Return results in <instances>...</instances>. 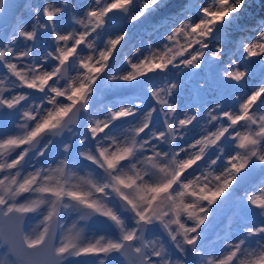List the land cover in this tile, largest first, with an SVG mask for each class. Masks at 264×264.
Masks as SVG:
<instances>
[{
    "label": "snow or ice",
    "instance_id": "6c2138e0",
    "mask_svg": "<svg viewBox=\"0 0 264 264\" xmlns=\"http://www.w3.org/2000/svg\"><path fill=\"white\" fill-rule=\"evenodd\" d=\"M251 7L0 0V264H264Z\"/></svg>",
    "mask_w": 264,
    "mask_h": 264
},
{
    "label": "rangeland",
    "instance_id": "374dc122",
    "mask_svg": "<svg viewBox=\"0 0 264 264\" xmlns=\"http://www.w3.org/2000/svg\"><path fill=\"white\" fill-rule=\"evenodd\" d=\"M250 3L252 5V7L249 9L248 11V15L249 16H252V15H257L259 14V5H260V0H250ZM256 85L254 84H249L248 87H255ZM258 222V219L257 221ZM104 231V228L103 226H100L98 229H97V235L101 234L102 232ZM215 240L217 241V247H222V241L224 238H226L229 233L227 231V228L226 227H221L219 229H217L216 231H214L212 234H211Z\"/></svg>",
    "mask_w": 264,
    "mask_h": 264
}]
</instances>
